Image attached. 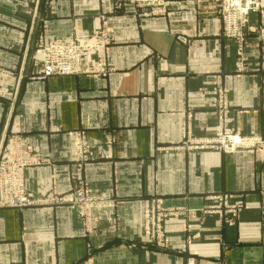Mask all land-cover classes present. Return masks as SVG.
I'll use <instances>...</instances> for the list:
<instances>
[{
  "label": "crops",
  "instance_id": "0c3cea01",
  "mask_svg": "<svg viewBox=\"0 0 264 264\" xmlns=\"http://www.w3.org/2000/svg\"><path fill=\"white\" fill-rule=\"evenodd\" d=\"M162 2L0 0V161L19 138L33 202L0 208V264H264V148L187 144L223 122L264 138V0L240 67L216 0ZM75 30L104 43L39 78Z\"/></svg>",
  "mask_w": 264,
  "mask_h": 264
},
{
  "label": "built area",
  "instance_id": "2783aa9c",
  "mask_svg": "<svg viewBox=\"0 0 264 264\" xmlns=\"http://www.w3.org/2000/svg\"><path fill=\"white\" fill-rule=\"evenodd\" d=\"M24 1V0H23ZM138 6L151 8L152 13L164 12L162 0H132ZM261 0H216V11L222 23L223 37L236 43L237 65L243 64L246 47V29L249 18L260 12ZM264 39V31H260ZM104 42L83 31L75 30L74 38L67 42H49L39 48V78L66 76L81 71V61ZM196 151H220L234 153L238 150L264 148V138L241 136L226 123H221L216 134L209 138H192L187 142ZM11 158L0 161V208H24L32 205V198L25 189L23 179L25 160L19 153L20 140L11 139ZM73 202L86 209L104 205L106 200L90 196L84 188L75 190ZM260 213L264 216V195Z\"/></svg>",
  "mask_w": 264,
  "mask_h": 264
}]
</instances>
